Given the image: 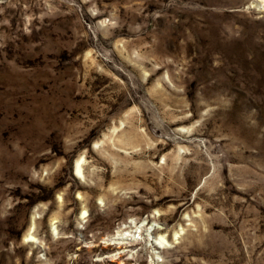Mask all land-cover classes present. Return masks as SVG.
I'll list each match as a JSON object with an SVG mask.
<instances>
[{
    "label": "rangeland",
    "instance_id": "obj_1",
    "mask_svg": "<svg viewBox=\"0 0 264 264\" xmlns=\"http://www.w3.org/2000/svg\"><path fill=\"white\" fill-rule=\"evenodd\" d=\"M260 2L0 0V264H264Z\"/></svg>",
    "mask_w": 264,
    "mask_h": 264
},
{
    "label": "bare ground",
    "instance_id": "obj_2",
    "mask_svg": "<svg viewBox=\"0 0 264 264\" xmlns=\"http://www.w3.org/2000/svg\"><path fill=\"white\" fill-rule=\"evenodd\" d=\"M260 5L264 8V0H261ZM75 169H76L77 172H79V173L81 172V160L80 159H77V163H76V168ZM33 225H34V223L32 222L29 230H32L33 229ZM31 233L32 232L28 233V235H26V236L27 237H31ZM133 236H134V233H133Z\"/></svg>",
    "mask_w": 264,
    "mask_h": 264
}]
</instances>
